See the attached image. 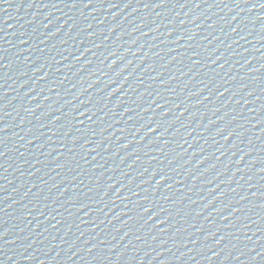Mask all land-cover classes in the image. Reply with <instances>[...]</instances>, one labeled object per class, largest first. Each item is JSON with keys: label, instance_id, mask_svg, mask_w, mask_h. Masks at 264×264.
I'll return each instance as SVG.
<instances>
[{"label": "water", "instance_id": "water-1", "mask_svg": "<svg viewBox=\"0 0 264 264\" xmlns=\"http://www.w3.org/2000/svg\"><path fill=\"white\" fill-rule=\"evenodd\" d=\"M0 264H264V0H0Z\"/></svg>", "mask_w": 264, "mask_h": 264}]
</instances>
